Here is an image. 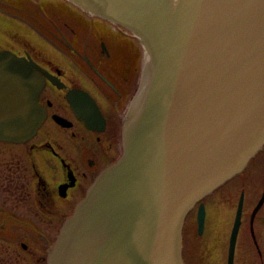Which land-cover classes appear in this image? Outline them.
Segmentation results:
<instances>
[{"label": "water", "instance_id": "95a60500", "mask_svg": "<svg viewBox=\"0 0 264 264\" xmlns=\"http://www.w3.org/2000/svg\"><path fill=\"white\" fill-rule=\"evenodd\" d=\"M65 1L125 29L142 57L119 155L62 223L45 264H185L186 215L264 149V0ZM15 67L0 52L8 142L31 138L45 116L41 83ZM204 217L200 205L199 231Z\"/></svg>", "mask_w": 264, "mask_h": 264}, {"label": "flooded vegetation", "instance_id": "af4514ba", "mask_svg": "<svg viewBox=\"0 0 264 264\" xmlns=\"http://www.w3.org/2000/svg\"><path fill=\"white\" fill-rule=\"evenodd\" d=\"M0 52L13 55L20 63L15 70L41 83L35 105L45 114L26 141L0 140V264H45L62 223L119 155L121 118L138 81L142 53L125 29L65 0H0ZM236 178L186 215L185 264L188 218L193 245L206 247L207 262L229 264L241 196L231 264H264V177L252 193ZM213 213L219 217L211 226Z\"/></svg>", "mask_w": 264, "mask_h": 264}, {"label": "rangeland", "instance_id": "374dc122", "mask_svg": "<svg viewBox=\"0 0 264 264\" xmlns=\"http://www.w3.org/2000/svg\"><path fill=\"white\" fill-rule=\"evenodd\" d=\"M264 177V151L259 152L255 158H253L247 168L243 171V174H241L240 176H237L236 181L237 182H241V181H245L246 183H248V186L245 187V190L248 193H252L254 192L257 188H258V182L257 180L259 179L260 176ZM222 191H220L221 193ZM237 194H235L232 202L235 203V199H236ZM249 196L246 197V201H250V199H248ZM248 204L246 203L245 207H247ZM230 212V211H229ZM232 215H233V211H232ZM232 215H229V217H232ZM222 216V215H221ZM213 219V221L211 220V226L216 225L217 222V218L219 217V214L217 213H213L211 216ZM222 222V218L220 217L219 222ZM186 226H185V250H184V255L187 261V264H195L192 255L195 257V261L198 264H212L209 258V261L207 262L206 258V247H201V246H194L193 245V238H192V233L191 230L188 229L189 228V218L187 219L186 222ZM188 225V226H187ZM223 231V230H220Z\"/></svg>", "mask_w": 264, "mask_h": 264}]
</instances>
